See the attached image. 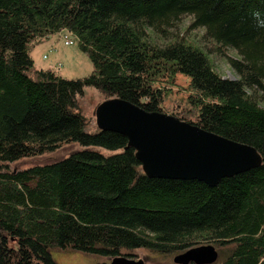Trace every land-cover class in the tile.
<instances>
[{"label": "trees", "instance_id": "trees-1", "mask_svg": "<svg viewBox=\"0 0 264 264\" xmlns=\"http://www.w3.org/2000/svg\"><path fill=\"white\" fill-rule=\"evenodd\" d=\"M185 13L220 49H237L229 61L239 77L222 75L186 37L149 39V26L164 31ZM63 30L93 62L87 75L36 64L35 44ZM179 73L189 77L186 112L164 105ZM88 85L104 100L122 97L251 144L261 162L216 184L149 176L127 135L88 129ZM258 87L264 0H0V264H60L54 250L112 258L210 243L219 257L203 264H264V106L248 89ZM72 140L115 151L83 148L50 163L8 166Z\"/></svg>", "mask_w": 264, "mask_h": 264}, {"label": "water", "instance_id": "water-1", "mask_svg": "<svg viewBox=\"0 0 264 264\" xmlns=\"http://www.w3.org/2000/svg\"><path fill=\"white\" fill-rule=\"evenodd\" d=\"M101 129L127 135L129 144L149 176L198 178L216 184L223 177L246 171L261 162L251 144L236 141L165 111H148L115 97L96 108ZM219 257L214 244H200L178 253L179 264L213 263ZM109 264H144V258L126 254L112 257Z\"/></svg>", "mask_w": 264, "mask_h": 264}, {"label": "rangeland", "instance_id": "rangeland-1", "mask_svg": "<svg viewBox=\"0 0 264 264\" xmlns=\"http://www.w3.org/2000/svg\"><path fill=\"white\" fill-rule=\"evenodd\" d=\"M193 20V14L185 13L173 24L166 25L164 31L149 26L147 29L148 37L152 42L159 45L166 44L178 35L193 40L209 53L211 59L215 63L216 69L222 75L234 78L239 77L229 61L230 56H240L237 49L229 46L220 49L215 41L205 38L204 26L192 25ZM66 39L73 40V43H67L65 41ZM32 53L39 67H53L58 73L66 77L84 76L93 69V62L88 54L80 49L75 36L66 30L52 33L49 37L36 43ZM248 89L255 96L259 104L264 106V88L258 87L256 89ZM171 91L170 100L166 101L164 104L166 109L175 108L177 110L183 107L181 111L186 112L184 108L189 106L186 100V96L190 93L189 77L184 73H179L176 76L175 83L171 84ZM103 100L104 96L95 86H86L82 97V103L89 122L92 120L89 123L91 125L88 126L90 131H96L99 128L95 111L98 104ZM175 103H178L177 108ZM83 148L95 149L105 154H110L115 151L101 145H83L78 140H72L64 142L53 150H47L42 153L11 160L8 162V166L13 170L24 169L36 164L50 163L67 157L73 152ZM224 252H228V248H225ZM52 254L60 264H109L112 259L111 257L93 255L76 250H54ZM177 254L167 255L165 253H157L146 250L145 248H140L131 256L135 258H144L145 264H179L174 260Z\"/></svg>", "mask_w": 264, "mask_h": 264}, {"label": "built area", "instance_id": "built-area-1", "mask_svg": "<svg viewBox=\"0 0 264 264\" xmlns=\"http://www.w3.org/2000/svg\"><path fill=\"white\" fill-rule=\"evenodd\" d=\"M67 43H73V40H71V39H66L65 40Z\"/></svg>", "mask_w": 264, "mask_h": 264}, {"label": "bare ground", "instance_id": "bare-ground-1", "mask_svg": "<svg viewBox=\"0 0 264 264\" xmlns=\"http://www.w3.org/2000/svg\"><path fill=\"white\" fill-rule=\"evenodd\" d=\"M124 99H125V98H124ZM84 100H85V99H84ZM86 116H87V115H86ZM87 117H88V116H87ZM90 120H91V119H90ZM91 121H92V120H91ZM91 121H90V122H91ZM90 122H89V123H90ZM87 123H88V122H87ZM89 123H88V124H89ZM116 152H117V151H116ZM139 162H140V161H139ZM140 165H141V163H140ZM141 166H142V165H141ZM142 167H143V166H142ZM144 172H145V171H144ZM179 180H180V179H179Z\"/></svg>", "mask_w": 264, "mask_h": 264}, {"label": "flooded vegetation", "instance_id": "flooded-vegetation-1", "mask_svg": "<svg viewBox=\"0 0 264 264\" xmlns=\"http://www.w3.org/2000/svg\"><path fill=\"white\" fill-rule=\"evenodd\" d=\"M144 264H145V259H144Z\"/></svg>", "mask_w": 264, "mask_h": 264}]
</instances>
